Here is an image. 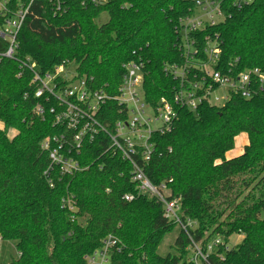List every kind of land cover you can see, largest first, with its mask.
Returning a JSON list of instances; mask_svg holds the SVG:
<instances>
[{"label": "trees", "instance_id": "trees-1", "mask_svg": "<svg viewBox=\"0 0 264 264\" xmlns=\"http://www.w3.org/2000/svg\"><path fill=\"white\" fill-rule=\"evenodd\" d=\"M219 1L224 19L194 34L198 47L204 48V36L216 35L222 49L218 70L264 72V0L241 8L234 0ZM83 2L64 0L59 10L50 0H34L14 58L0 62V240L18 245L20 258L12 264H88L109 235L118 240L110 264H189L183 231L177 254H158L176 225L166 219L157 198L139 193L132 165L106 153L105 134L76 156L88 169L68 177L55 173V186H50L45 176L49 154L41 146L61 129L54 126L49 105L43 118L34 114L37 104L47 103L36 97L34 72L23 64L30 59L46 74L66 62L80 77H93L98 88L116 94L123 65L143 62L146 99L155 105L163 97L171 99L178 85L164 69L185 63L177 31L180 20L193 15L195 2ZM29 4L10 0L13 11ZM103 15L107 20L99 24ZM8 45L0 39V52ZM175 108L179 119L173 130L153 137L156 152L144 168L147 178L154 186L166 183L170 199L182 200V213L199 225L197 238L206 231L226 240L243 236L225 253V264H264V88L256 87L248 99L233 93L218 107L206 100L196 112ZM115 109L110 104L108 116L101 118L109 128ZM10 131L16 134L11 137ZM243 134L248 144L239 156L228 158ZM126 195L134 199L125 200ZM63 198L75 210L64 206Z\"/></svg>", "mask_w": 264, "mask_h": 264}, {"label": "built area", "instance_id": "built-area-1", "mask_svg": "<svg viewBox=\"0 0 264 264\" xmlns=\"http://www.w3.org/2000/svg\"><path fill=\"white\" fill-rule=\"evenodd\" d=\"M50 1L60 10L64 0ZM83 1L85 4L89 0ZM111 1L90 0L96 6H104ZM254 1L234 0V4L241 8ZM33 2L30 0L29 6L22 5L13 11L10 0H0V39L9 44L5 51L0 52V62L3 58H14L18 34ZM194 2L193 15L181 19L177 31L185 63L169 64L164 69L166 76L173 78L178 85L171 99L163 97L155 105L146 99L143 62L131 61L123 65L125 72L116 94L98 88L93 77H80L66 62L46 74L37 71V64L30 59L23 66L34 72L33 81L38 84L36 97L44 98L47 103L37 104L34 114L43 118L45 107L49 105L53 124L61 129L60 133L45 138L41 146L49 154L50 166L45 176L50 186H55V173L68 177L88 169L76 156L87 142L105 134L110 141L106 153L118 155L132 165V182L137 184L139 193L157 198L164 206L166 219L186 234L189 240L187 262L225 264V253L233 248L231 238L226 240L220 235H210L208 231L197 238L199 225L182 213V200L170 199L167 184L154 186L144 171L156 152L154 135L170 133L179 119L176 106L196 112L206 100L214 106L215 101L226 104L233 93L248 99L254 95L256 87L264 88V72L259 68L243 71L229 69L227 73L217 69L222 49L216 35L204 36V48L201 50L198 47L194 34L216 26L224 19V13L219 0ZM201 53L204 58H201ZM218 90L222 93H216ZM51 102L54 104H49ZM110 104H116L109 121L112 122L111 128L101 119L108 116L105 114ZM133 199L132 195L125 196L127 201ZM62 203L75 210L69 198H63ZM117 245L118 240L113 235L107 236L104 247L88 258V264H110V250Z\"/></svg>", "mask_w": 264, "mask_h": 264}, {"label": "rangeland", "instance_id": "rangeland-1", "mask_svg": "<svg viewBox=\"0 0 264 264\" xmlns=\"http://www.w3.org/2000/svg\"><path fill=\"white\" fill-rule=\"evenodd\" d=\"M107 20V15H103L101 19L98 20L99 24L105 23ZM216 93H222V90H218ZM216 106H221L224 102L215 101L214 103ZM0 128H3L2 124L0 123ZM10 136L13 137L16 132L10 131ZM248 144L247 135H241L236 138L235 141V148L234 150L230 151L228 154V158L235 157L238 153L244 150V146ZM181 229L177 226L174 231L168 234L164 240L162 241L158 254L162 257H166L168 255L177 254L176 251V240L180 235ZM243 240L242 235H236L231 237L232 246L239 244ZM20 258L19 254V247L17 244L10 242V241H1L0 240V264H12L14 261H18ZM188 259V258H187Z\"/></svg>", "mask_w": 264, "mask_h": 264}, {"label": "crops", "instance_id": "crops-1", "mask_svg": "<svg viewBox=\"0 0 264 264\" xmlns=\"http://www.w3.org/2000/svg\"><path fill=\"white\" fill-rule=\"evenodd\" d=\"M242 153V151L240 153H238L236 156H239L240 154ZM229 154V153H228ZM228 154H227V157H228ZM235 156V157H236ZM230 158H234V157H230Z\"/></svg>", "mask_w": 264, "mask_h": 264}]
</instances>
